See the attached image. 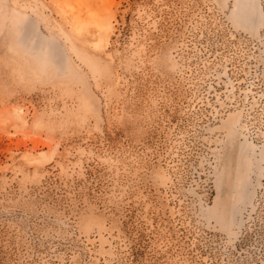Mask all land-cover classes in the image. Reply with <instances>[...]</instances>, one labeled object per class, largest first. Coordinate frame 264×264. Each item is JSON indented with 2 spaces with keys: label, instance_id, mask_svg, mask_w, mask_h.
Wrapping results in <instances>:
<instances>
[{
  "label": "rangeland",
  "instance_id": "374dc122",
  "mask_svg": "<svg viewBox=\"0 0 264 264\" xmlns=\"http://www.w3.org/2000/svg\"><path fill=\"white\" fill-rule=\"evenodd\" d=\"M0 264H264V0H0Z\"/></svg>",
  "mask_w": 264,
  "mask_h": 264
}]
</instances>
